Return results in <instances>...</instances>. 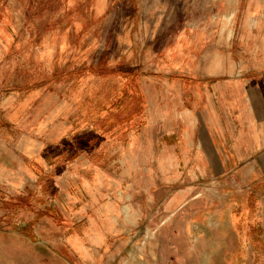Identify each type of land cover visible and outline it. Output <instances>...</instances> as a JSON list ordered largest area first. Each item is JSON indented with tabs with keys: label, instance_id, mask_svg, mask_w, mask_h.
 <instances>
[{
	"label": "rangeland",
	"instance_id": "1",
	"mask_svg": "<svg viewBox=\"0 0 264 264\" xmlns=\"http://www.w3.org/2000/svg\"><path fill=\"white\" fill-rule=\"evenodd\" d=\"M261 71L264 0H0V264H264Z\"/></svg>",
	"mask_w": 264,
	"mask_h": 264
},
{
	"label": "crops",
	"instance_id": "2",
	"mask_svg": "<svg viewBox=\"0 0 264 264\" xmlns=\"http://www.w3.org/2000/svg\"><path fill=\"white\" fill-rule=\"evenodd\" d=\"M244 85L248 94L246 100L252 101L250 104L256 113L248 131H243L232 144L234 140L232 127L221 119L220 124H215L216 127L210 126V138L213 147L218 148V152L224 157L222 166H225V171L233 172L239 166L238 177L233 179L264 181V71L259 72L251 80H245ZM209 111L212 114L214 112L211 104ZM229 148H234V151L225 155ZM235 165L236 168L231 167Z\"/></svg>",
	"mask_w": 264,
	"mask_h": 264
},
{
	"label": "bare ground",
	"instance_id": "3",
	"mask_svg": "<svg viewBox=\"0 0 264 264\" xmlns=\"http://www.w3.org/2000/svg\"><path fill=\"white\" fill-rule=\"evenodd\" d=\"M231 17H234V14H233V13L229 16V19H230ZM229 19H228V20H229Z\"/></svg>",
	"mask_w": 264,
	"mask_h": 264
}]
</instances>
